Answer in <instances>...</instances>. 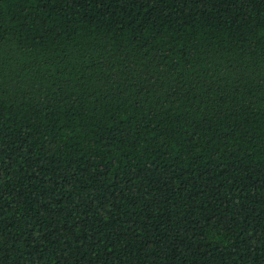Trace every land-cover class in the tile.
<instances>
[{
	"label": "trees",
	"instance_id": "trees-1",
	"mask_svg": "<svg viewBox=\"0 0 264 264\" xmlns=\"http://www.w3.org/2000/svg\"><path fill=\"white\" fill-rule=\"evenodd\" d=\"M0 264H264V0H0Z\"/></svg>",
	"mask_w": 264,
	"mask_h": 264
}]
</instances>
